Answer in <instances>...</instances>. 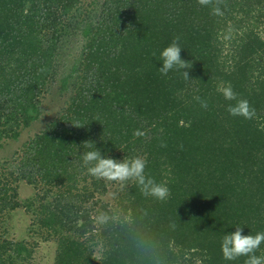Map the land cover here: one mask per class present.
Wrapping results in <instances>:
<instances>
[{"label":"trees","instance_id":"obj_1","mask_svg":"<svg viewBox=\"0 0 264 264\" xmlns=\"http://www.w3.org/2000/svg\"><path fill=\"white\" fill-rule=\"evenodd\" d=\"M176 38L189 79L159 71ZM229 83L252 119L228 112ZM38 121L0 161V264H33L31 243L7 234L23 206L56 240L55 264H244L220 241L264 232V0H0V147ZM84 141L145 158L167 198L130 179L115 204L95 199L116 181L87 172ZM23 181L41 190L25 203Z\"/></svg>","mask_w":264,"mask_h":264},{"label":"clouds","instance_id":"obj_2","mask_svg":"<svg viewBox=\"0 0 264 264\" xmlns=\"http://www.w3.org/2000/svg\"><path fill=\"white\" fill-rule=\"evenodd\" d=\"M201 3H207L208 0H200ZM216 14H221L220 9H214ZM182 47L179 39L176 38L160 52L161 66L159 71L161 75L167 76L173 69H183L185 79H189V72L186 71L188 62L181 56ZM217 91L222 94L225 100L235 101L227 107L232 116H242L245 119H252L255 116V109L251 107L247 99H237V93L232 85L221 84L217 86ZM200 101L203 108H207V101L196 98ZM79 126V125H76ZM264 127V126H262ZM139 135L140 133H136ZM83 146L88 151L82 154V161L87 166V172L106 181L126 182L130 179L135 180L140 186L145 196H151L158 200H165L169 194V188L166 184L158 183L153 177L146 175L145 168L147 160L140 156L132 158L124 157L123 160H117L102 153L101 149L96 147L93 141H84ZM104 214L100 216L103 220ZM175 227V225H173ZM245 226H236L235 231H225L220 241V247L225 261H235L237 258L246 257L244 264H264V254L257 255L256 252L264 244V232L248 234L244 232Z\"/></svg>","mask_w":264,"mask_h":264},{"label":"rangeland","instance_id":"obj_3","mask_svg":"<svg viewBox=\"0 0 264 264\" xmlns=\"http://www.w3.org/2000/svg\"><path fill=\"white\" fill-rule=\"evenodd\" d=\"M72 46L77 48L81 46V44L80 42H75ZM47 116L50 117L51 114ZM47 116L44 115L42 120L46 121ZM44 121H38V123L24 129L18 140H8L4 142V145L0 147V161H4L8 156H11L14 150L18 149L25 140L34 135V133L43 126ZM118 183L120 182L116 181L110 185L106 194L101 195L99 193L95 199L100 198L102 202L107 201L112 205L115 202ZM39 191L41 190L24 181L20 183L19 194L21 201L24 203L27 199L34 198L36 192ZM91 206L92 205H90L89 208L93 211L94 215H98L103 210L102 207L99 208V206ZM36 215L37 214L35 212L30 209L27 210L24 206L11 211L6 216L7 234L10 238H15L16 240H26L31 243V246L34 247V256L32 260L33 264H55L57 242L54 239L46 240L45 234L48 229L43 224V221L40 220L41 217H37ZM98 250L99 247H96V252L93 255V257L97 260L102 256Z\"/></svg>","mask_w":264,"mask_h":264}]
</instances>
